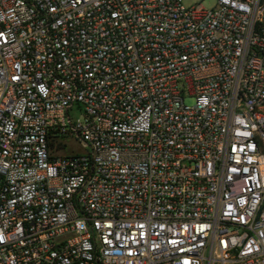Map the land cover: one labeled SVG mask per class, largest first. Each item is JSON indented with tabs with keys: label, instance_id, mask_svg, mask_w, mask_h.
<instances>
[{
	"label": "built area",
	"instance_id": "built-area-1",
	"mask_svg": "<svg viewBox=\"0 0 264 264\" xmlns=\"http://www.w3.org/2000/svg\"><path fill=\"white\" fill-rule=\"evenodd\" d=\"M0 264H264V0H0Z\"/></svg>",
	"mask_w": 264,
	"mask_h": 264
},
{
	"label": "rangeland",
	"instance_id": "rangeland-1",
	"mask_svg": "<svg viewBox=\"0 0 264 264\" xmlns=\"http://www.w3.org/2000/svg\"><path fill=\"white\" fill-rule=\"evenodd\" d=\"M202 1L204 5L210 6L213 4L214 0H185L186 5H192L196 2ZM186 102L188 104H193L194 100L193 98H186ZM67 145L62 149V153L64 154H76V153H86L89 149L86 142L80 140V139H72L67 138L66 139Z\"/></svg>",
	"mask_w": 264,
	"mask_h": 264
}]
</instances>
